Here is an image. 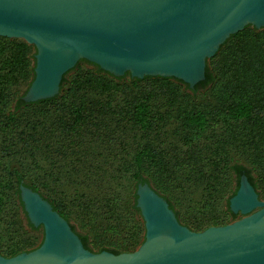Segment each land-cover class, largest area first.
I'll use <instances>...</instances> for the list:
<instances>
[{
  "label": "trees",
  "instance_id": "obj_1",
  "mask_svg": "<svg viewBox=\"0 0 264 264\" xmlns=\"http://www.w3.org/2000/svg\"><path fill=\"white\" fill-rule=\"evenodd\" d=\"M33 48L23 38L0 35V254L28 251L38 239L41 226L27 217L30 229L20 224L28 233L21 238L11 235L15 229L4 219L9 210L26 215L21 182L68 221L56 196L73 197L82 185L109 204L111 191L128 183L131 207L139 214L137 184L154 181L177 217L167 188L221 212L222 197L229 202L245 173L264 196V27L247 25L231 34L192 88L173 76H116L82 58L64 74L58 94L25 102ZM222 213L232 220L236 215L229 207ZM205 217L189 228L229 222ZM138 227V238L122 251L142 242L144 227ZM78 234L89 248L87 236Z\"/></svg>",
  "mask_w": 264,
  "mask_h": 264
},
{
  "label": "water",
  "instance_id": "obj_2",
  "mask_svg": "<svg viewBox=\"0 0 264 264\" xmlns=\"http://www.w3.org/2000/svg\"><path fill=\"white\" fill-rule=\"evenodd\" d=\"M247 24L264 26V0H0V35L36 48L25 102L58 94L82 58L116 76H173L192 88L205 78L207 58ZM19 189L43 239L32 250L0 254V264H264V200L245 173L229 199L245 215L201 231L182 224L150 183L138 182L145 237L119 253L91 251L44 196L23 182Z\"/></svg>",
  "mask_w": 264,
  "mask_h": 264
},
{
  "label": "rangeland",
  "instance_id": "obj_3",
  "mask_svg": "<svg viewBox=\"0 0 264 264\" xmlns=\"http://www.w3.org/2000/svg\"><path fill=\"white\" fill-rule=\"evenodd\" d=\"M247 25L251 27L254 26L252 24H247ZM35 52H36V48L34 46L32 50L33 66L35 65V57H34ZM150 183L153 187H156L158 190L160 191L164 190L162 187L158 186L157 183H155L154 181H151ZM102 185L103 184L101 183L99 188ZM234 185H235V181H233L232 186ZM93 186H95V184ZM117 188L116 190L111 191L109 204L101 200L100 195L97 198H95L94 196L92 197L89 196V193H87V189L85 188L84 185L81 186V191H78L75 194L76 196L75 195L73 197H70L69 195H67V197H63V195L56 196V199L57 198L62 199L61 201L64 202L62 204V207L66 209L68 215L70 216L69 223L74 227V230L76 232L87 236V242L89 246L88 249H90L93 252H100L102 250H109V249L117 250V251L119 250L121 252H124L122 250L128 248V246L136 238H138L136 232L140 229V227L138 226H140L141 224L144 227V234L143 232H140L141 234L139 235V241L142 239V236L145 237V225L142 215L141 213L139 214L136 213L131 207L130 195L133 189H130L128 183H125V186H122L118 189ZM90 190L92 191V193H95L94 188L90 187ZM90 190H88V192L91 193ZM68 192L69 191H67V193ZM167 192L172 199L173 202L172 204L174 208L178 212L179 219L182 221V223H185V225L188 227L195 225V224H189V222H198L199 219L205 216L225 217V221L227 222L229 221L228 223H230L245 215L238 212L236 213L235 217L232 220L231 218L228 217L226 213H222V211H226V209L229 207V202L227 201L228 195L222 197L221 212H218L219 211L218 208L214 209L213 204L211 205V207L209 205H206L205 207L201 208L198 206V204L195 203V200H197V198L195 200L189 201L188 197H184V196H181L180 198L176 197L175 194L172 193V191H169L168 188H167ZM258 196L261 200H264V196L260 195L259 193ZM83 205L86 207H84ZM26 217L27 216L24 214L22 210L16 215L13 212V210H9L7 214H5L4 219L6 220L7 223L9 222L10 224H12L10 225V227L13 226V228L15 229L14 234L13 233L11 234L14 238H21V236L26 237V235H28V233L23 229V228H29L27 226ZM20 224L23 226V228L19 227ZM1 225L6 226L7 224H1ZM37 235H38V239L34 241L36 243L31 245V249L29 250L36 248L42 242L44 235V230L42 226L39 227ZM1 236L6 238L7 235L3 233L1 234ZM144 237L142 239V242L144 240ZM0 239L2 243H5V241L1 237ZM139 245H137V248Z\"/></svg>",
  "mask_w": 264,
  "mask_h": 264
}]
</instances>
